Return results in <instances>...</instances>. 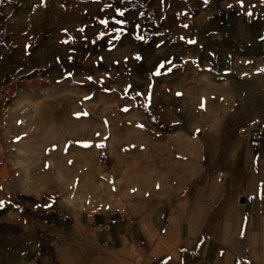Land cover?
Masks as SVG:
<instances>
[{
	"label": "rangeland",
	"instance_id": "374dc122",
	"mask_svg": "<svg viewBox=\"0 0 264 264\" xmlns=\"http://www.w3.org/2000/svg\"><path fill=\"white\" fill-rule=\"evenodd\" d=\"M262 135L264 0H0V264L245 192Z\"/></svg>",
	"mask_w": 264,
	"mask_h": 264
},
{
	"label": "crops",
	"instance_id": "0c3cea01",
	"mask_svg": "<svg viewBox=\"0 0 264 264\" xmlns=\"http://www.w3.org/2000/svg\"><path fill=\"white\" fill-rule=\"evenodd\" d=\"M252 142L258 169L245 192L185 196L165 216L116 221L95 236V264H264V135ZM53 246L40 239L29 264H63Z\"/></svg>",
	"mask_w": 264,
	"mask_h": 264
},
{
	"label": "built area",
	"instance_id": "2783aa9c",
	"mask_svg": "<svg viewBox=\"0 0 264 264\" xmlns=\"http://www.w3.org/2000/svg\"><path fill=\"white\" fill-rule=\"evenodd\" d=\"M119 221V222H129V223H135L136 219L134 216H132L129 213H120L119 216L117 218H113V217H105L102 222L99 224L100 229L105 231V232H113L114 231V227H115V222ZM58 240V238H55L53 240H50L51 243L53 244V242H56Z\"/></svg>",
	"mask_w": 264,
	"mask_h": 264
},
{
	"label": "snow or ice",
	"instance_id": "6c2138e0",
	"mask_svg": "<svg viewBox=\"0 0 264 264\" xmlns=\"http://www.w3.org/2000/svg\"><path fill=\"white\" fill-rule=\"evenodd\" d=\"M241 3H242V0H241ZM102 23H107V21H102ZM65 42H67V41H65ZM84 115H87V113H84ZM84 146H90V145H88V144H85ZM99 147H104V145L103 144H100V145H98Z\"/></svg>",
	"mask_w": 264,
	"mask_h": 264
},
{
	"label": "trees",
	"instance_id": "16d2710c",
	"mask_svg": "<svg viewBox=\"0 0 264 264\" xmlns=\"http://www.w3.org/2000/svg\"><path fill=\"white\" fill-rule=\"evenodd\" d=\"M43 219L46 220V221H49L48 218L45 215L43 216Z\"/></svg>",
	"mask_w": 264,
	"mask_h": 264
},
{
	"label": "water",
	"instance_id": "95a60500",
	"mask_svg": "<svg viewBox=\"0 0 264 264\" xmlns=\"http://www.w3.org/2000/svg\"><path fill=\"white\" fill-rule=\"evenodd\" d=\"M241 201L244 202L245 201V197H241Z\"/></svg>",
	"mask_w": 264,
	"mask_h": 264
}]
</instances>
